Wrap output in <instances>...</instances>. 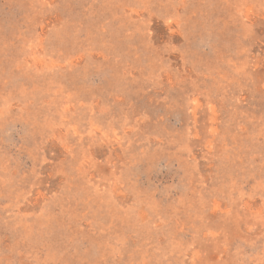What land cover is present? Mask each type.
Returning <instances> with one entry per match:
<instances>
[{
  "label": "rangeland",
  "instance_id": "1",
  "mask_svg": "<svg viewBox=\"0 0 264 264\" xmlns=\"http://www.w3.org/2000/svg\"><path fill=\"white\" fill-rule=\"evenodd\" d=\"M0 264H264V0H0Z\"/></svg>",
  "mask_w": 264,
  "mask_h": 264
}]
</instances>
